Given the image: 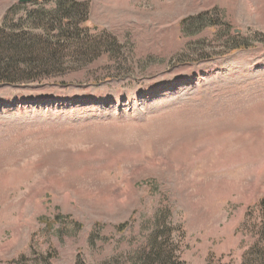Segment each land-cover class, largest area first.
Segmentation results:
<instances>
[{
	"label": "rangeland",
	"instance_id": "1",
	"mask_svg": "<svg viewBox=\"0 0 264 264\" xmlns=\"http://www.w3.org/2000/svg\"><path fill=\"white\" fill-rule=\"evenodd\" d=\"M77 1L0 0V264H264V0Z\"/></svg>",
	"mask_w": 264,
	"mask_h": 264
},
{
	"label": "trees",
	"instance_id": "2",
	"mask_svg": "<svg viewBox=\"0 0 264 264\" xmlns=\"http://www.w3.org/2000/svg\"><path fill=\"white\" fill-rule=\"evenodd\" d=\"M54 1L57 3V9L47 13V18L60 21L59 24L65 29L68 22L77 24V19L73 17L75 10H82L84 16L87 15L86 7L77 0ZM78 14H80L79 11ZM2 33L0 31V83H17L21 80L33 79L45 73L43 69L57 58V53L51 46L52 42L38 37L27 38L21 34L4 36ZM151 245L153 249L148 254L145 264H177L156 247L155 241L152 240Z\"/></svg>",
	"mask_w": 264,
	"mask_h": 264
},
{
	"label": "water",
	"instance_id": "3",
	"mask_svg": "<svg viewBox=\"0 0 264 264\" xmlns=\"http://www.w3.org/2000/svg\"><path fill=\"white\" fill-rule=\"evenodd\" d=\"M35 0H19L20 3H30L34 2Z\"/></svg>",
	"mask_w": 264,
	"mask_h": 264
}]
</instances>
